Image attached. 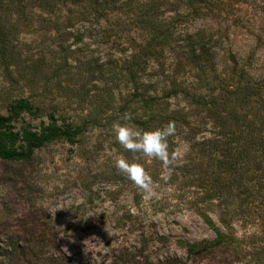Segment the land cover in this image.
Here are the masks:
<instances>
[{
    "label": "rangeland",
    "instance_id": "1",
    "mask_svg": "<svg viewBox=\"0 0 264 264\" xmlns=\"http://www.w3.org/2000/svg\"><path fill=\"white\" fill-rule=\"evenodd\" d=\"M115 10L110 23L101 19L93 32L81 30L69 37L46 32L37 15L25 21V16L14 14L0 17V24L18 26L13 51L21 61L12 67L15 82L0 65V113H6L15 97H28L38 104V95L44 92L42 110L25 114L17 122L19 127L38 128L49 121L51 112L59 123L86 124L74 144L54 141L27 161L0 158V264H183L173 261L176 256L187 258L179 239L215 236L205 214L227 229L220 221L219 207L200 202L199 174L186 172L165 181L166 170L159 177L154 175V158L136 154L135 162L154 181L150 198L119 174L115 160L132 161L133 154L116 142L112 124L126 113L134 117L138 113L135 95L142 89L129 80L124 59L154 25L166 32L170 42L167 66L185 84L201 85L203 94L208 90L202 68L213 64L229 75L243 67L253 77H263L264 0H133ZM108 25L115 28L110 31ZM61 42L68 49L58 48ZM201 50L206 54L199 57ZM152 72H142V81L155 79ZM131 97L134 109L125 106V98ZM171 103L193 111L191 128L196 139L211 135L213 122L205 110L195 115L194 110L202 106L197 108L183 95L172 97ZM237 110L254 112L248 105H238ZM175 140L174 152L183 161L180 166L208 160L202 152L192 151L185 134ZM226 218L230 219L228 231L240 242L244 239V252L218 253L191 259L189 264H264L251 237L258 226L244 225L231 213ZM17 243L23 249L13 254Z\"/></svg>",
    "mask_w": 264,
    "mask_h": 264
},
{
    "label": "trees",
    "instance_id": "2",
    "mask_svg": "<svg viewBox=\"0 0 264 264\" xmlns=\"http://www.w3.org/2000/svg\"><path fill=\"white\" fill-rule=\"evenodd\" d=\"M131 1L133 0H0V17L8 19L14 14L17 17L25 16V21L33 20L37 15L38 19H43L46 32L54 31L60 37H69L79 35L81 30L93 32L98 29L101 19L106 24L110 23L109 18L114 19L109 17L111 13ZM142 17L146 18L145 15L139 16ZM109 28L111 31L115 25ZM16 34H19V29L15 23L10 26L0 24V65L9 74L11 82H15L11 76L12 67L21 63L20 55L13 51V38ZM147 34L139 42L133 37L137 41L134 51L124 59L123 69L129 80L138 83V88L142 89L135 95L137 115L134 117L132 112L128 113L132 116L130 123L141 130H152L170 121L174 122L176 134L169 138L170 151L175 149L176 137L185 134V138L191 142L192 151L196 149L207 155L208 160L176 167L171 178L176 180L185 176L186 172L191 175L199 174L196 185L201 193L200 202L219 207L220 221L227 228L217 226L213 218L205 214L206 222L215 236L196 241L179 239L178 244L185 248L187 258L183 260L176 256L173 261L189 264L191 259H204L218 253H228L231 256L243 253L241 242L244 239L240 242L234 232L228 231L230 219L226 216L230 213L238 220L241 219L244 225L258 226L251 237L255 239V252L263 258L264 230L260 226L264 221L259 222V218H264V76L253 77L243 67L235 69L229 75L219 72L213 64L207 69L202 68L206 74L204 83H207L204 89L208 90L203 94L201 85L185 84L167 66L165 60L170 42L166 32L154 25ZM57 47L68 49L62 42ZM204 54L205 51L201 50L199 57ZM149 70L155 72V79L142 81L140 74ZM237 76L240 80L233 81ZM179 95L191 100V104H196L197 108L203 107L202 110L194 111L198 115L205 110V116L213 122L210 136L204 135L201 140L196 139L194 129L191 128L193 111L187 110L180 103H171V98ZM41 96H45L44 92L38 95V104L28 97H15L9 101L6 113H0L1 159L27 161L37 149L54 141L76 143L85 131L86 124L82 121L59 123L54 112L50 113L49 121L38 128L26 124L19 127L17 122L24 119L25 114H35L42 110L45 101ZM125 99V106L134 109L129 104L132 97ZM231 103L235 105L232 106ZM238 105H248L254 112L241 113L237 110ZM232 123L237 127H232ZM154 161L156 177L163 171H168L162 162L156 159ZM17 248L23 249L17 243L11 253L15 254Z\"/></svg>",
    "mask_w": 264,
    "mask_h": 264
},
{
    "label": "clouds",
    "instance_id": "3",
    "mask_svg": "<svg viewBox=\"0 0 264 264\" xmlns=\"http://www.w3.org/2000/svg\"><path fill=\"white\" fill-rule=\"evenodd\" d=\"M131 120V114L126 113L120 121L112 124V132L116 142L124 150L133 154L132 161L118 157L114 167L119 174L124 175L150 198L153 195L154 181L146 169L140 163L135 162L136 154L162 162L163 166L168 169L163 179L165 181L170 180L175 168L183 163L179 153L170 151L169 146V138L176 134V126L174 122L170 121L159 128L141 130L130 123Z\"/></svg>",
    "mask_w": 264,
    "mask_h": 264
}]
</instances>
